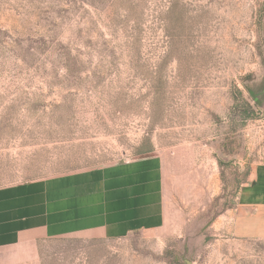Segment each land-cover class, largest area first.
Instances as JSON below:
<instances>
[{"label": "rangeland", "instance_id": "374dc122", "mask_svg": "<svg viewBox=\"0 0 264 264\" xmlns=\"http://www.w3.org/2000/svg\"><path fill=\"white\" fill-rule=\"evenodd\" d=\"M145 161L161 227L30 264H264V0H0V188Z\"/></svg>", "mask_w": 264, "mask_h": 264}, {"label": "crops", "instance_id": "0c3cea01", "mask_svg": "<svg viewBox=\"0 0 264 264\" xmlns=\"http://www.w3.org/2000/svg\"><path fill=\"white\" fill-rule=\"evenodd\" d=\"M155 161L0 188V264H30L39 240L123 238L165 222Z\"/></svg>", "mask_w": 264, "mask_h": 264}, {"label": "trees", "instance_id": "16d2710c", "mask_svg": "<svg viewBox=\"0 0 264 264\" xmlns=\"http://www.w3.org/2000/svg\"><path fill=\"white\" fill-rule=\"evenodd\" d=\"M251 94H252V92H250ZM252 95H254V94H252Z\"/></svg>", "mask_w": 264, "mask_h": 264}]
</instances>
